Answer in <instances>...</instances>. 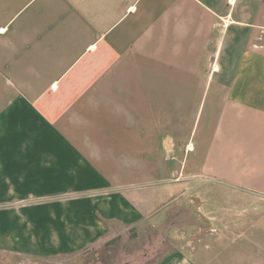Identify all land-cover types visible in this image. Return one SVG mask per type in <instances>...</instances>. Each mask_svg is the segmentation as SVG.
<instances>
[{"label": "crops", "instance_id": "1", "mask_svg": "<svg viewBox=\"0 0 264 264\" xmlns=\"http://www.w3.org/2000/svg\"><path fill=\"white\" fill-rule=\"evenodd\" d=\"M183 185L210 226L154 264H264V0H0V264L164 221Z\"/></svg>", "mask_w": 264, "mask_h": 264}, {"label": "rangeland", "instance_id": "2", "mask_svg": "<svg viewBox=\"0 0 264 264\" xmlns=\"http://www.w3.org/2000/svg\"><path fill=\"white\" fill-rule=\"evenodd\" d=\"M213 187V188H212ZM215 193L221 190L218 186H212ZM207 186H198L199 193H206ZM179 190V189H178ZM196 189L193 186L183 185L181 191L182 201L168 203L163 218L153 220L138 229H120L118 234L101 239L86 250L65 259L56 260L52 264H154L158 258L167 251L178 247L190 251L191 242L200 238L204 241L210 218H196L193 212L206 207V202L200 196L190 195ZM214 209H221V202L214 203ZM179 216L174 218V213ZM198 215V214H197ZM197 226L191 227V224ZM210 230V228H209ZM221 234H208L210 238L220 237ZM220 238L218 240H220Z\"/></svg>", "mask_w": 264, "mask_h": 264}]
</instances>
